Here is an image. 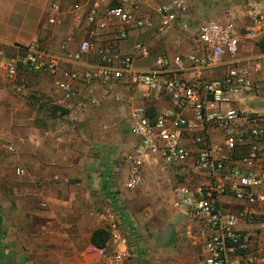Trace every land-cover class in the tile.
Listing matches in <instances>:
<instances>
[{"label": "built area", "instance_id": "obj_1", "mask_svg": "<svg viewBox=\"0 0 264 264\" xmlns=\"http://www.w3.org/2000/svg\"><path fill=\"white\" fill-rule=\"evenodd\" d=\"M83 5L76 2L71 9L72 25L88 28V35L74 50H69L70 37L61 45L60 54L37 36L28 45L15 46L16 54L0 48V67L13 79L20 69L47 73L54 78L57 92L78 100L83 108L101 102L94 97L85 99L77 84L106 85L111 90L113 83L121 82L136 86L146 98L167 99L170 104L161 111L132 108L129 132L134 138L120 162L126 172L124 187H140L147 165L165 170L191 161V171L208 174L210 181L178 187L175 203L205 226L198 236L207 252L201 264H231L233 254L239 255L240 264H264V259L259 262L249 250L239 229L241 222L255 221L254 204H264V169L257 166L264 155V118L251 117L237 103L264 82V52L241 55L243 37L254 44L264 39V0H247L229 8L223 19L202 16L197 23L191 19V0H167L151 13L144 10L145 0H91ZM48 23L51 28L65 23L57 1L49 7ZM153 28L193 35L201 51L159 54L152 66L139 67L137 61L151 57L150 47L140 41L126 52L122 43L131 31ZM85 58L91 61L82 64ZM215 68L221 69L220 75L210 77L208 72ZM215 128L222 131V145L213 141ZM247 141L241 156L246 169H232L221 152L238 151ZM226 193L248 207L239 211L223 208L219 196ZM101 219L110 237L105 247L96 248V254L104 264H132L133 245L120 208L107 209ZM187 234L195 237L190 229Z\"/></svg>", "mask_w": 264, "mask_h": 264}, {"label": "crops", "instance_id": "obj_2", "mask_svg": "<svg viewBox=\"0 0 264 264\" xmlns=\"http://www.w3.org/2000/svg\"><path fill=\"white\" fill-rule=\"evenodd\" d=\"M55 1L64 10L65 23L51 28L48 23L49 7ZM76 2L85 7L91 0H0V48L9 54H16L18 50L15 46L28 45L40 36L46 47L60 54H63L61 45L70 37L69 50H74L79 40L88 35L86 26L72 25L71 9ZM241 3L227 6L217 0H191V19L196 23L202 16L223 19L229 8ZM148 6L145 3V11L150 10ZM197 10H200L199 15ZM152 11L153 8L149 12ZM208 12L216 15H203ZM149 32L165 36L158 47L170 50L173 46V55L201 51V45L193 35L175 29L161 32L155 28L131 31L122 43L123 50L131 52L140 41L148 46L152 44L147 36ZM241 42V55H253L252 52H245L250 45L262 52L259 43L254 44L245 37ZM70 51L65 55H70ZM151 57L137 61V66H152ZM90 61L85 58L82 64ZM220 72L221 69L215 68L208 75L217 77ZM77 87L85 99L94 97L104 105L83 108L78 100L64 98L56 91L54 78L47 73L20 69L16 78L9 79L6 70L0 67V250L4 252L2 246L8 237L13 251L10 256L12 264L19 261L21 264H32L34 259L47 262L55 254H81L88 250L98 256L91 238L97 228L104 227L98 212L101 207L105 211L112 207L120 208L129 236L135 238L131 229L133 224L128 226L125 223L127 210L120 204L121 196L125 199L129 195L123 185L126 172L117 166L134 138L129 129L126 130L129 122L126 124L120 120L121 126H117L118 120H115L114 125L113 97L116 93L113 94V90L106 85L77 84ZM119 92L125 95L120 111L127 119H130L131 107L145 106L151 112H157L170 104L167 99L146 98L143 94L136 98L135 92ZM237 100L243 110V98ZM102 121L113 125L110 131L98 127ZM69 124L78 127L75 129ZM212 138L218 145L224 143L219 129L212 130ZM247 147L248 141L238 151L223 150L221 154L228 158L232 169H246L241 163V156ZM257 166L264 169V155L257 161ZM158 170L155 165H147L143 182L149 185L150 174ZM171 171L174 176L178 175L177 178L183 175L178 169ZM117 191H121L122 195ZM115 196L117 201H114ZM170 202L175 210L184 212L178 218L180 224L185 223V231L179 234L176 242H183L185 247L180 252L177 249L176 256L170 252L171 257H175L171 262L167 260L168 250L156 249L160 264H201L207 252L198 236L205 226L178 208L175 196ZM219 204L232 211L249 205L229 193L219 196ZM160 205L165 204L160 202ZM254 207L257 211L255 221L252 224L241 222L239 229L247 240L249 250L261 262L264 259V204L257 203ZM189 229L195 239L187 234ZM230 262L240 264L239 255H230Z\"/></svg>", "mask_w": 264, "mask_h": 264}, {"label": "rangeland", "instance_id": "obj_3", "mask_svg": "<svg viewBox=\"0 0 264 264\" xmlns=\"http://www.w3.org/2000/svg\"><path fill=\"white\" fill-rule=\"evenodd\" d=\"M167 1V0H145L147 3L148 9L154 8L158 4ZM198 1V0H197ZM202 1V0H201ZM222 1L227 6L232 3L238 2H246L247 0H217ZM195 4V2H194ZM149 10V11H150ZM199 15V11L197 10ZM196 11V12H197ZM148 12V11H147ZM193 12V11H192ZM195 13V12H194ZM216 15V13H203V15ZM222 14V13H221ZM150 40L152 44H149L150 49L152 51V57L149 59L151 64L153 63V59L156 55L159 54H171L173 55L171 49L160 48L158 47V43L163 40L165 36L153 34L149 32ZM146 36V37H147ZM251 47V48H250ZM246 53H253V55H257L260 52L256 46L250 45L249 48L245 49ZM251 53V54H252ZM10 79V78H9ZM12 80V79H11ZM111 92L115 94L113 97V122L118 120L117 126L120 125V120L129 122L126 115H123L120 111L121 105L124 101L125 95L121 94L119 91H129L131 94L135 92L136 98L142 95V92L139 88L133 85H127L121 82H116L112 84ZM116 95H119V99H116ZM124 97V98H123ZM242 103V109L245 110L251 117H263L264 118V82L261 84V87L252 95H244ZM102 102V101H101ZM129 104V102H127ZM104 105V104H101ZM133 105V103L131 104ZM97 107V106H96ZM95 107V108H96ZM100 107V106H99ZM98 108V107H97ZM133 107H131L132 109ZM108 119V118H106ZM68 122H71L70 119H67ZM110 120V119H108ZM103 121H106L105 119ZM101 122L98 127L105 128V130L110 131L113 125H107V122ZM116 125V123L114 124ZM69 127L77 128L78 125L69 124ZM129 128L126 126V130ZM8 148V146H6ZM117 166L120 167V164ZM180 170L183 173L182 177H178V175L174 176L171 170ZM210 181V176L205 173L195 174L191 171V163L179 166H169L165 170H158V172H154L150 174L148 181L149 185H146L145 182L136 189L126 190L128 192V197L123 199L121 196L120 204L124 207L126 212L125 223L130 226V223L133 224L132 233L134 234V239L131 236L130 242L134 244V249L132 252V264H160V255L156 253L157 250H168V262H171L175 259V257H171L170 252L175 255L178 251L180 252L183 247V242L178 241V236L180 233L185 231V223L180 224V220L178 217L184 214L183 211L175 210L172 207L170 202L171 197L175 196L176 190L178 187L188 184L192 186H199L201 184L207 183ZM121 194V191H117ZM122 195V194H121ZM145 197L147 199H145ZM146 200V201H144ZM160 202H164L165 205H160ZM105 209V208H104ZM102 207L99 209L100 220L101 214L105 212ZM102 221V220H101ZM103 223V221H102ZM6 239V240H5ZM4 239V245L2 248L4 252L0 250V264H12L13 261L10 258L11 253L13 252L10 247V242L8 237ZM165 242L162 244V242ZM10 247V248H9ZM173 248V250H172ZM178 249V251H177ZM39 256L40 254H35ZM61 256V257H60ZM65 256V257H64ZM55 254L52 255L50 260L47 262H42V260H31L33 264H104L100 257L87 252L78 253H65V255ZM176 256V255H175ZM15 261V260H14ZM22 262L15 264H21Z\"/></svg>", "mask_w": 264, "mask_h": 264}, {"label": "trees", "instance_id": "obj_4", "mask_svg": "<svg viewBox=\"0 0 264 264\" xmlns=\"http://www.w3.org/2000/svg\"><path fill=\"white\" fill-rule=\"evenodd\" d=\"M259 47L261 51L264 52V39L261 42H259ZM109 237H110L109 231L104 227H100L93 232L91 242L96 247L102 248L106 246Z\"/></svg>", "mask_w": 264, "mask_h": 264}]
</instances>
